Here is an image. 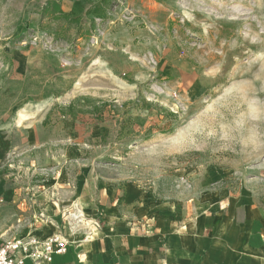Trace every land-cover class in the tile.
Listing matches in <instances>:
<instances>
[{
  "label": "rangeland",
  "instance_id": "1",
  "mask_svg": "<svg viewBox=\"0 0 264 264\" xmlns=\"http://www.w3.org/2000/svg\"><path fill=\"white\" fill-rule=\"evenodd\" d=\"M86 162L97 189L263 202L264 0H0V237Z\"/></svg>",
  "mask_w": 264,
  "mask_h": 264
},
{
  "label": "crops",
  "instance_id": "2",
  "mask_svg": "<svg viewBox=\"0 0 264 264\" xmlns=\"http://www.w3.org/2000/svg\"><path fill=\"white\" fill-rule=\"evenodd\" d=\"M80 127L69 123L70 135L84 130ZM84 170L60 172L73 187L59 190L56 207L38 206L35 226L28 230L39 238L54 233L68 238L67 252L52 264H264V201L256 196L243 192L223 203L214 192L198 190L188 198L159 202L130 187L97 189L87 177V162ZM116 195H122L117 205ZM64 205H82L92 219L71 232L60 216ZM137 218L146 223H131Z\"/></svg>",
  "mask_w": 264,
  "mask_h": 264
},
{
  "label": "built area",
  "instance_id": "3",
  "mask_svg": "<svg viewBox=\"0 0 264 264\" xmlns=\"http://www.w3.org/2000/svg\"><path fill=\"white\" fill-rule=\"evenodd\" d=\"M72 210L75 211L70 213L67 223L69 229L75 232L85 221H82L79 209ZM69 243L68 238L60 233L44 238L32 235L13 239L0 237V264H52L55 256L67 252Z\"/></svg>",
  "mask_w": 264,
  "mask_h": 264
}]
</instances>
